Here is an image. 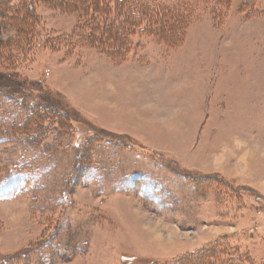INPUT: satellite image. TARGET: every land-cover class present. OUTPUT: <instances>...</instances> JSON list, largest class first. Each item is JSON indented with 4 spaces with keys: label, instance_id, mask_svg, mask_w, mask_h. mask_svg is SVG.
I'll use <instances>...</instances> for the list:
<instances>
[{
    "label": "rangeland",
    "instance_id": "374dc122",
    "mask_svg": "<svg viewBox=\"0 0 264 264\" xmlns=\"http://www.w3.org/2000/svg\"><path fill=\"white\" fill-rule=\"evenodd\" d=\"M138 1L0 0V264H264V0Z\"/></svg>",
    "mask_w": 264,
    "mask_h": 264
},
{
    "label": "trees",
    "instance_id": "16d2710c",
    "mask_svg": "<svg viewBox=\"0 0 264 264\" xmlns=\"http://www.w3.org/2000/svg\"><path fill=\"white\" fill-rule=\"evenodd\" d=\"M75 3H77L83 10L84 9L86 10L88 5H94L95 8L96 7L104 8L105 11L106 10L108 11L109 9L112 8L116 10L118 14H122L124 17L128 19L129 18L132 19V17H137L138 20H141V21H137V23L138 24H140V22H142V24L144 23L145 28H149V29L152 28L157 32L159 30V27L156 26L155 22L156 20H159L158 15L160 11H157V9L158 10L160 9L153 8L154 6H152L151 4L141 6L138 0H75ZM97 12L98 11H94V13ZM174 18L175 16H171L170 12L165 11V16H162L161 20L164 21L162 22L164 25H167L169 23L173 24L172 22H170V20ZM169 29L170 30L172 29L171 26L169 27ZM65 113H66L65 115L67 114L70 115L68 112Z\"/></svg>",
    "mask_w": 264,
    "mask_h": 264
}]
</instances>
